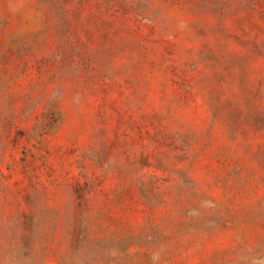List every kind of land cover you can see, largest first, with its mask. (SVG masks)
I'll return each mask as SVG.
<instances>
[{"label": "rangeland", "instance_id": "rangeland-1", "mask_svg": "<svg viewBox=\"0 0 264 264\" xmlns=\"http://www.w3.org/2000/svg\"><path fill=\"white\" fill-rule=\"evenodd\" d=\"M0 264H264V0H0Z\"/></svg>", "mask_w": 264, "mask_h": 264}]
</instances>
